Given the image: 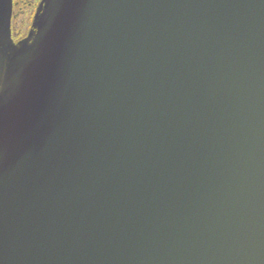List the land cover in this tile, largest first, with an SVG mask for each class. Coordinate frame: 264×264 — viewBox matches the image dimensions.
Wrapping results in <instances>:
<instances>
[{"label": "water", "instance_id": "water-1", "mask_svg": "<svg viewBox=\"0 0 264 264\" xmlns=\"http://www.w3.org/2000/svg\"><path fill=\"white\" fill-rule=\"evenodd\" d=\"M0 0V264H264V0Z\"/></svg>", "mask_w": 264, "mask_h": 264}, {"label": "rangeland", "instance_id": "rangeland-1", "mask_svg": "<svg viewBox=\"0 0 264 264\" xmlns=\"http://www.w3.org/2000/svg\"><path fill=\"white\" fill-rule=\"evenodd\" d=\"M39 1L40 0H19L20 2L19 6H22L23 5L22 2H23L25 7L27 6V4L28 7L26 9H22V12L21 9L18 8L17 11H19L20 14L18 12H15L17 16L15 17V21L13 23L14 24L13 36L11 32V37L14 44H19L25 39L31 40V36L36 31L35 23L37 21V17L40 15V13L38 15L37 13L35 14L36 6L39 4ZM42 6H43V0L41 1L40 12L42 10ZM20 25H24V27H22L23 29L20 27ZM7 55H8V51L0 52V57L2 59L6 58Z\"/></svg>", "mask_w": 264, "mask_h": 264}, {"label": "flooded vegetation", "instance_id": "flooded-vegetation-1", "mask_svg": "<svg viewBox=\"0 0 264 264\" xmlns=\"http://www.w3.org/2000/svg\"><path fill=\"white\" fill-rule=\"evenodd\" d=\"M41 1L42 0H40L39 4L36 6L35 14L37 13V15L40 13ZM19 4H20L19 0H13V11H12V18H11V32H12V36H13V27H14L13 23L15 21V17L17 16L15 12H18L20 14V12L17 11L18 8H20L21 12H22V9H26L28 7V4L25 7L23 2H22V4H23L22 6H19ZM20 27L22 28V27H24V25H20ZM24 37H22V38H24Z\"/></svg>", "mask_w": 264, "mask_h": 264}]
</instances>
